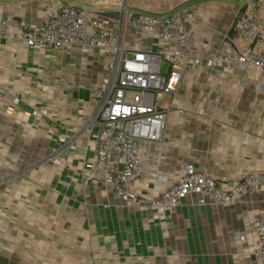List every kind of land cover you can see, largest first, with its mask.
<instances>
[{"label":"crops","instance_id":"obj_1","mask_svg":"<svg viewBox=\"0 0 264 264\" xmlns=\"http://www.w3.org/2000/svg\"><path fill=\"white\" fill-rule=\"evenodd\" d=\"M148 1L157 5L136 0L131 10L194 14L192 44L204 55L222 47L244 5ZM122 2L0 0V13L40 24L64 4L87 5L120 30L127 49L158 48V36L123 30ZM110 60L98 49L31 50L0 39V264H260L248 256L257 240L251 222L264 219V192L233 206L188 197L162 219L142 204L122 203L110 187L82 185L83 163L96 155L90 139L104 127L91 119ZM13 97L20 98L17 106ZM164 106L170 109L164 140L142 142L140 198L161 195L189 165L217 176L225 189L264 173V70H189ZM59 136L75 141L76 150H63Z\"/></svg>","mask_w":264,"mask_h":264},{"label":"built area","instance_id":"obj_2","mask_svg":"<svg viewBox=\"0 0 264 264\" xmlns=\"http://www.w3.org/2000/svg\"><path fill=\"white\" fill-rule=\"evenodd\" d=\"M120 14L123 30L128 27L142 38L158 36V48L127 49L120 30L87 5L64 4L40 24L0 13L1 40L23 41L31 50L75 46L89 54L98 49L111 58L106 81L96 93L97 107L91 119V124L101 122L104 127L90 139L96 155L83 163L82 185L110 187L122 203L142 204L162 219L188 197H196L199 205L233 206L263 193L264 173H250L225 189L217 176L193 165L156 198H140L135 186L144 172L142 142L164 140L170 114L164 102L174 94L185 72L200 67L264 70V0H244L222 47L209 55L201 54L192 44V13L176 9L151 15L121 5ZM13 28L17 33L11 32ZM4 97L0 90V101ZM19 103V97L12 98L13 106ZM58 142L65 151L76 150L75 141L59 136ZM171 179L158 176L156 181ZM251 229L257 240L248 257L264 264V219L252 220Z\"/></svg>","mask_w":264,"mask_h":264},{"label":"rangeland","instance_id":"obj_3","mask_svg":"<svg viewBox=\"0 0 264 264\" xmlns=\"http://www.w3.org/2000/svg\"><path fill=\"white\" fill-rule=\"evenodd\" d=\"M134 1H136V0H127V1L123 0L122 5H123V7L127 6V8H129L131 10L132 8H135V6L133 5ZM137 4L141 7L144 5L151 6V7L157 5L154 1H148V0H137ZM179 10L184 11L182 8H180ZM163 70H166L165 66H163Z\"/></svg>","mask_w":264,"mask_h":264},{"label":"water","instance_id":"obj_4","mask_svg":"<svg viewBox=\"0 0 264 264\" xmlns=\"http://www.w3.org/2000/svg\"><path fill=\"white\" fill-rule=\"evenodd\" d=\"M127 1V0H126Z\"/></svg>","mask_w":264,"mask_h":264}]
</instances>
